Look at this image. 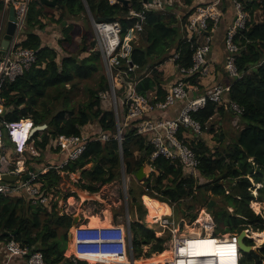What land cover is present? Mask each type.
<instances>
[{"label": "trees", "instance_id": "16d2710c", "mask_svg": "<svg viewBox=\"0 0 264 264\" xmlns=\"http://www.w3.org/2000/svg\"><path fill=\"white\" fill-rule=\"evenodd\" d=\"M129 1L130 4L125 5L121 2L111 3L110 0H86L95 22L120 24L122 42L131 38V35L135 36L129 41L132 48L130 59H123L121 66L122 71H128V65L131 64L135 70L123 74L122 81L115 80L122 121L126 110L122 99L129 83H135L134 91L141 95L156 91L157 100L162 101L166 92L162 88L165 80L160 67L175 53L180 54L176 61L178 67L192 66L196 46L187 41L183 26L199 6L195 3L196 0H181L182 6L165 5L160 10L148 7L152 0ZM227 1L233 5V0ZM239 1L249 15L247 28L235 37V43L239 47L236 59L239 78H232L227 74V82L224 84L230 86L227 94L229 100L239 104L244 113L239 117L238 123L225 121L226 127L223 130L220 127L222 120L217 119L227 114L231 120L237 118L224 107L208 102L205 108L193 114V118L203 126L204 135L206 132L212 136L213 141L219 142L216 147H210L204 136L189 141L190 147L201 161L197 179L188 176L179 162L174 163L164 157L151 162L153 149L149 145V138L139 135L133 123L127 124L122 131V155L126 174L136 175L146 165L154 169L150 171L151 175L147 180V191L142 190L140 197L147 192L152 194V197L167 207L166 217H175L180 228L186 218L185 211L181 208L182 200L192 198L195 203L203 204L208 203L214 195L218 197L220 206L212 214L205 212L203 217L210 225H216V234H239L242 230L251 228L255 232L264 231V216L255 213L250 207V203L255 200L252 192L255 185H262L258 189L257 200L264 202V0ZM56 11L60 13L59 18L55 15ZM259 12L262 13L259 15ZM44 20L57 27H47ZM139 23L143 26L141 32L135 29ZM27 25L29 29L23 46L36 52L37 63L14 83H8L4 87V119L9 122L31 119L35 127L47 125L42 134L34 135L35 147L41 152L40 158H33L38 171L46 167L47 161L51 159L46 148L53 138L82 135V130L91 124L95 125V133L109 134L108 142L90 139L82 156L65 169L69 173L82 171V179L86 180L82 189L92 194L98 193L102 186L119 178L121 153L115 138L114 110L110 104H104L101 97V94L108 93L109 84L102 55L96 50L94 31L84 2L58 0L57 8H52L34 0ZM37 26L40 30L36 29ZM49 30L55 31L54 34H57L54 38L59 36L60 39L45 37ZM51 41L55 47L47 46ZM96 75L100 79L99 87L87 88V100L80 104L71 102L72 90L66 86L76 88L79 82L93 79ZM187 83L190 87L197 88L190 94L191 97L206 92V88L200 85L198 75L187 79ZM229 127L237 129L231 143L226 142L224 136ZM217 130L224 133L218 134ZM4 139L10 145L8 139ZM89 164H93V167L86 169ZM62 180L63 177L55 170L40 176L42 189L46 192L54 189L58 193ZM70 196L67 194L65 200ZM138 206L139 218L131 223L136 258L150 259L153 255L156 258L155 254L168 255L164 244L170 235L160 237L156 230L147 227L145 218L156 214L145 209L142 203ZM189 216L192 220L197 217L196 214ZM73 222L71 215L60 214L58 199L52 203L51 211L48 212L42 207L32 206L25 198L8 199L0 196L2 238L8 241L12 239L24 248L42 252L46 264H76L66 256ZM247 243L254 245L252 240H247ZM263 261L264 244L258 249V253L244 254L240 260L241 264H264ZM77 264L87 263L78 261Z\"/></svg>", "mask_w": 264, "mask_h": 264}, {"label": "built area", "instance_id": "2783aa9c", "mask_svg": "<svg viewBox=\"0 0 264 264\" xmlns=\"http://www.w3.org/2000/svg\"><path fill=\"white\" fill-rule=\"evenodd\" d=\"M33 1L2 0V15L5 21L8 19L10 8H14L15 31L5 55L0 53V196L8 199L25 198L32 206L42 207L50 212L52 203L57 201V198L53 191L46 192L42 189L40 176L50 170H55L63 176L62 173H65L66 167L82 156L90 139L108 142L110 136L107 133H95L94 127L89 125L82 130V135H61L53 138L46 148L51 159L47 161L46 167L38 171L33 158H40L41 152L36 149L34 136L31 135V131L35 128L34 122L31 119L16 122H9L4 119L5 108L2 96L4 87L8 83H14L37 63L36 52L23 46L27 38V21ZM223 1L214 0L207 3L196 0L195 3L199 6L192 12L184 25L187 41L196 46L192 56V66L190 68L178 67L179 76L170 85L165 99L162 101L150 95L136 93L134 91L135 83H129L122 99V103L126 107L123 121L119 113L115 80L118 79L119 81L120 79L122 81L123 74L134 72L135 67L131 64L128 65V71L121 70L122 60L128 57L130 59L132 48L130 44L122 42V28L118 22L97 23L91 20L96 50L100 51L102 55L104 71L109 84L108 93L101 94V97L103 99L113 98V110L116 117L115 138L119 146L122 144L123 128L127 124L133 123L139 135L149 138V145L153 149L150 157L151 162L159 157H164L174 163L179 162L187 171V175L193 178L197 176L201 161L190 147L189 141L204 135L203 126L193 118V114L205 108L208 102H213L219 107H224L226 111L233 112L238 120L244 113V109L239 104L229 100L227 95L230 92L229 85L219 84L208 89L202 95L191 97L190 94L197 88L190 87L187 83V79L194 75H198L200 80L210 76L207 57L212 49L213 36L211 31L218 29L221 24L220 4ZM165 5L173 6V0H152L148 7L163 10ZM233 6L235 18L225 36V46L228 53L225 69L230 77L239 78L236 65L239 47L235 43V37L247 28L249 15L244 11L241 1L233 0ZM132 14L136 15L134 12ZM135 29L137 32H141L143 30L142 24H137ZM133 37L135 38L131 35V38ZM179 57L180 54L175 53L170 60L176 63ZM130 84L132 86H129ZM179 103L182 104V109L176 118L159 117L160 112ZM26 128L27 131L25 132ZM4 138L8 139L10 145L5 143ZM30 168H33V171H30ZM27 174L29 178L23 180L22 177ZM3 175L17 176L18 180L12 183L4 182L2 181ZM121 175L124 188L127 189L128 176L127 174L124 175L122 171ZM152 222L160 229L158 236L170 235L164 244L165 251H169L170 256L164 264H190L194 259H196L195 264H241L242 255L239 249L236 255L223 253L224 255L219 257H192L191 253L188 254L186 245L197 235L192 233L180 235L181 228L173 218L154 217ZM72 229L74 253L69 258L76 264L78 261L87 264H107L105 261L111 262L109 264H138V260L141 259L136 258L134 249L133 252L131 251L133 237L130 233L131 220L129 215L126 222L112 219V223L105 227H92L83 222ZM204 236L206 234L201 233L200 237ZM236 236L237 234L215 236V233H210L209 237L215 241L227 240L229 243L235 241L237 244ZM6 250L9 258L26 257V264H46L42 252L33 248H24L14 240L7 243ZM90 259L100 261H91Z\"/></svg>", "mask_w": 264, "mask_h": 264}, {"label": "rangeland", "instance_id": "374dc122", "mask_svg": "<svg viewBox=\"0 0 264 264\" xmlns=\"http://www.w3.org/2000/svg\"><path fill=\"white\" fill-rule=\"evenodd\" d=\"M111 1H113V3L117 2V0H111ZM55 15L57 18L60 17V13L58 11L55 12ZM44 22L46 23V25H48L47 27L49 28H51L52 26L55 28L57 27L55 25H52V23L47 20H44ZM5 23L6 21L3 17L4 26H5ZM27 29H29L28 25H27ZM36 29L40 30L39 26H37ZM54 32L55 31L53 30H49V32H47L46 35L44 36L53 38L55 40L60 39L59 36H55L54 38V35L57 34V33L54 34ZM1 36L2 34H0V38ZM129 41H130V37L125 39L124 44H129ZM48 43H46V45ZM52 43L53 42L51 41L47 46L55 47L52 45ZM214 51L216 52V49ZM169 64H168V67L165 66L162 69L169 71L172 65V64L171 65ZM162 69L160 67V70ZM76 82L78 83V80H76ZM99 82H100L99 76L96 75L95 78L93 79L79 82L76 88H71V85H67L66 86L67 89L72 90L70 101L75 104H80L81 102L86 101L88 97L87 88L92 87V88L97 89L99 87ZM129 86H132V84H130ZM103 103L110 104L112 109L114 107L113 98H110V99L105 98L103 99ZM74 108H78V107H74ZM221 118H219V120L217 119V121L222 120L228 123H231V122L238 123V119L234 118L233 120H231L229 114L224 115ZM238 126H236V128ZM91 127H95V125L93 124ZM218 131L219 130H217V132ZM43 132H41V134ZM236 132H237V129H235L234 127H229L225 133L219 131L218 134L224 133L226 142L231 143L235 139ZM206 135L208 136V133L206 134L205 132V135L203 136L205 137ZM207 142H210V138H207ZM218 144H219L218 140H215L213 141V144H211V146L216 147ZM92 167H93V164H89L86 167V169H91ZM144 168H145L144 170H145L146 176L142 181H137V179L135 178V175H127L128 176L127 181L129 179L127 189L124 188L123 178L120 173L119 178L116 181L102 186L98 193H93V194L82 189V184L85 183L86 181L82 179V171L79 170L76 173H72V174L65 173L66 175L62 176L63 180L59 186V192L56 193L55 195L58 201H60L58 203L60 213L61 214L67 213L68 215H71L73 218L79 216L82 219L81 221L82 223L83 221H89L90 225L92 226L94 225L97 226V222L100 224V226H104L106 224L109 226L112 219L114 221L121 220L123 222H126L128 215L130 216L131 223L137 221L140 215V209H139L138 204L142 203L144 205V208L150 209L151 211H153L156 214V217H166V214H168L167 207L164 204H161L157 198L152 197V194H149L147 192L142 197H140L142 190L147 191V188H148L147 180L149 179L151 175L150 171H154V169H151L148 165L144 166ZM197 177L198 176H195L196 179ZM261 187L262 185H255V188L252 191L255 197V200L250 203V207L255 213L261 214L264 216V202H259L257 200L258 199V189H260ZM195 193H197V195L199 194L196 191ZM67 194L71 196L65 200V196ZM135 201H137L138 204H136ZM255 202L258 203L261 207L258 212H256L253 209V204ZM206 205L207 203H203V204L202 203L200 204L199 202L195 203L192 198L182 200L181 208L185 211L186 218H185V223L181 227L180 235H186L189 233H193V231L195 230H197L198 233L207 234L209 228L211 230L210 233H215L216 225H210L209 224L210 222H207L206 218L203 217V214L206 212ZM190 206L192 207V209L188 210L187 208ZM229 210L231 212L233 211L232 209H229ZM190 214H196L197 215L196 219L192 220V218L189 216ZM174 215H175V212H174ZM154 217L155 216L146 217L144 220V223L147 225V227L153 230H156L158 232L160 229L157 227V225L154 222H152ZM173 219L177 221L175 217H173ZM249 230H250L249 235L252 238L254 247L260 249L264 244V236L262 237L263 239L255 238L253 233H263L264 234V231L255 232L252 228ZM229 234L230 233H227V234H223V233L216 234L215 233V236H224V235H229ZM69 244L70 243H68L69 251L67 250V252L74 253L73 242L71 243V245ZM70 255L72 254H69L66 256L69 257ZM167 259H168L167 255L162 256L159 254V255H156V258L152 257L150 259H145L143 257L140 260H138V264H164V262ZM90 260L100 261L96 259H90Z\"/></svg>", "mask_w": 264, "mask_h": 264}, {"label": "crops", "instance_id": "0c3cea01", "mask_svg": "<svg viewBox=\"0 0 264 264\" xmlns=\"http://www.w3.org/2000/svg\"><path fill=\"white\" fill-rule=\"evenodd\" d=\"M199 1L200 2H203V1L207 2L210 0H199ZM173 4H179L182 6L181 0H173ZM220 11L222 14V21H221V24L218 27V29H216L215 31L212 32V36H213L212 49H211V51L207 57L208 63L210 66V76L205 78V79L200 80V85L202 87L206 88V91L208 89L212 88L213 86H217L219 84H224L227 82L226 81L227 72L225 69V64H226V60L228 57V53H227L226 46H225V36H226V32H227L228 28L232 25V23L234 21L235 11H234V6L232 4H230L227 0L226 1L224 0L220 4ZM261 13L262 12H259V15ZM183 32H185L184 26H183ZM215 49H216V52L214 51ZM169 62H170V64H169ZM168 64L169 65L172 64L171 69L169 71L162 69L165 66L168 67ZM161 69L162 70H160V71H163V73H164L163 78L165 80V83L162 85V88L167 93V90L169 89L170 85L179 76L178 66L176 65V63H174L173 61H171L169 59V61L165 65L161 66ZM148 95H150L151 97L157 98V92L156 91L150 92ZM181 109H182V104L179 103L173 107H170L169 109H167L163 112H160L159 114L161 117H163L165 119H173L179 115ZM220 127L222 128V130L225 129L226 122L222 121V123L220 124ZM207 138H210V142H207ZM204 140L208 146L213 147V146H211V144H213V140H212L211 135H209V134H208V136L206 135L204 137ZM120 166H121V161H120ZM65 173L66 174H72V173H69L67 171H65ZM65 173H62V175L63 176L66 175ZM120 173H121V169H120ZM52 191L54 192V189ZM54 195H56L55 192H54ZM86 223L90 226L89 221H87ZM111 223H112V220H111ZM72 228H74V227H72ZM8 242H9L8 240L2 238V234L0 233V264H26L27 263L26 257H20V256H15L13 258L8 257L7 250H6V245ZM155 255H159V254H155Z\"/></svg>", "mask_w": 264, "mask_h": 264}, {"label": "water", "instance_id": "95a60500", "mask_svg": "<svg viewBox=\"0 0 264 264\" xmlns=\"http://www.w3.org/2000/svg\"><path fill=\"white\" fill-rule=\"evenodd\" d=\"M40 1L42 4L48 6V7H52V8H57V3L58 0H38ZM84 5H85V9H86V13L89 17L90 20L94 21V18L92 16V13L88 7V4L86 2V0H83ZM117 2H121L125 5H129L130 1L129 0H117ZM152 3V1L150 2ZM15 11L14 8L11 7L9 10V15H8V19L5 23V26L3 25V15H2V0H0V34H2L1 38H0V53L1 55H5V52L9 46V43L12 39V36L14 34L15 31ZM47 128V125H43V126H38L35 127L32 131H31V135L34 136L37 133H41L43 131H45ZM120 148H121V171L123 172V174H126V170H125V164H124V160H123V155H122V144H120ZM145 168H141V170L135 175V178L137 179V181H142L145 176ZM30 171H33V168H30ZM23 180H27L29 178V175H24ZM18 180L17 176H10V175H3L2 176V181L4 182H15ZM220 204L218 202V197L217 196H212L210 201L207 203L206 205V212H208L209 214L214 213L215 209L219 208ZM82 219L78 216L74 218V222H73V227L79 225L81 223ZM3 230V229H2ZM131 233V231H130ZM250 230L249 229H244L242 230L239 234H237L236 238H237V245H238V249L241 253V255L243 256L244 254H249L251 252H255L258 253V248H255L254 245H250L247 243V240H252V238L250 237ZM73 242V235L72 233L69 236V245H71V243ZM131 251L133 252V246L131 247Z\"/></svg>", "mask_w": 264, "mask_h": 264}, {"label": "bare ground", "instance_id": "6f19581e", "mask_svg": "<svg viewBox=\"0 0 264 264\" xmlns=\"http://www.w3.org/2000/svg\"><path fill=\"white\" fill-rule=\"evenodd\" d=\"M28 128V127H27ZM27 128L25 132L27 131ZM25 132H23V135H25ZM23 137V136H22ZM84 196V195H83ZM260 205L258 203L253 204V209L258 212L260 210ZM156 217V215H155ZM98 221V220H97ZM92 226V225H90ZM108 226L107 224L104 226H100V224L97 222V226L94 225L92 227H105ZM210 228L208 229V233L204 237H200L201 233H198L197 230L193 231L192 234L197 235L196 238L191 239L190 243L186 245V249L188 250V254H192V257H209V256H222L223 253H231L232 255H236V252H238V245L235 243V241H232V243H229V241H215L212 240L210 236ZM255 238H261L264 236L263 233H253ZM220 243V244H218ZM220 245V246H219ZM185 251V250H183ZM168 252L167 258L170 256V252ZM73 254L71 252H67L66 255ZM196 259L192 260L190 264H195ZM107 264L111 263L109 261H105Z\"/></svg>", "mask_w": 264, "mask_h": 264}, {"label": "clouds", "instance_id": "9594fccd", "mask_svg": "<svg viewBox=\"0 0 264 264\" xmlns=\"http://www.w3.org/2000/svg\"><path fill=\"white\" fill-rule=\"evenodd\" d=\"M27 140H28V138H27Z\"/></svg>", "mask_w": 264, "mask_h": 264}]
</instances>
